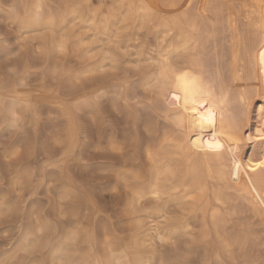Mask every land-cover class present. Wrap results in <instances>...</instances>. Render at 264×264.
Listing matches in <instances>:
<instances>
[{
    "label": "bare ground",
    "instance_id": "bare-ground-1",
    "mask_svg": "<svg viewBox=\"0 0 264 264\" xmlns=\"http://www.w3.org/2000/svg\"><path fill=\"white\" fill-rule=\"evenodd\" d=\"M46 7L47 0H18L10 19L20 32L51 39L54 50L72 41L86 53L101 52L112 66L117 51L134 47L141 52L143 32L151 24L148 54L154 67L145 84L161 101L157 110L164 113L167 126L155 132L152 149L145 154L147 171L119 175L129 193L126 237L102 227L99 242L94 230H69L55 244L43 245L38 223L26 232L22 250L47 249V264H193L192 257L201 258L202 264H251L246 238L228 227L227 215L240 198L264 206L257 193L264 179L254 174L258 166L264 169V94H259L264 87V0H67L57 21L44 13ZM207 30L226 36V49L215 57L227 60L236 93L238 121L229 125L197 101L209 59L202 58ZM11 88L16 102L30 104L22 84ZM16 102L0 101L3 119L14 121ZM244 124L252 150L234 155L232 143ZM70 192L65 188L61 199ZM31 264L42 262L32 258Z\"/></svg>",
    "mask_w": 264,
    "mask_h": 264
},
{
    "label": "rangeland",
    "instance_id": "rangeland-1",
    "mask_svg": "<svg viewBox=\"0 0 264 264\" xmlns=\"http://www.w3.org/2000/svg\"><path fill=\"white\" fill-rule=\"evenodd\" d=\"M17 1L0 0V101L16 102L11 87L22 84L32 104L27 108L16 102L14 121L0 116V264H31L32 258L47 264V249L25 252L21 248L26 232L38 223L43 227L39 237L43 245L55 244L69 230L81 234L94 230L99 242L102 227L115 229L119 237L128 235L129 193L119 175L147 171L145 154L152 149L155 132L167 123L164 113L157 110L161 101L151 85L145 84L154 67L148 54L151 24L143 32L141 52L134 47L117 51L112 66L97 50L86 53L70 41L57 51L51 39L20 32L10 19ZM66 1L47 0L44 13L60 20ZM101 10L105 12L104 2ZM219 31L203 35L202 58L209 59L204 63L203 93L197 101L203 103H199L203 110L210 106L221 124L229 125L238 121L234 118L236 93L227 60L215 57L221 48L226 49L225 33ZM259 89L263 95L264 87ZM243 126L244 135L234 138L235 148L231 144L234 155L252 150L251 142L245 140L247 125ZM257 168L254 174L264 179L263 167ZM65 188L71 192L62 200ZM257 193L264 201V185ZM236 201L227 215L228 227L234 226L246 238L251 264H264V206L242 198ZM99 250L95 247V252ZM192 262L202 264L197 257Z\"/></svg>",
    "mask_w": 264,
    "mask_h": 264
}]
</instances>
